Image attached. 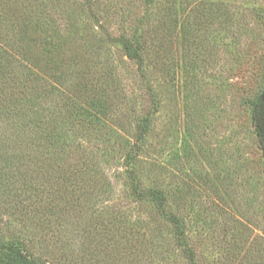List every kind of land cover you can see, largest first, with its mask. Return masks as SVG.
I'll return each instance as SVG.
<instances>
[{"label":"rangeland","instance_id":"obj_1","mask_svg":"<svg viewBox=\"0 0 264 264\" xmlns=\"http://www.w3.org/2000/svg\"><path fill=\"white\" fill-rule=\"evenodd\" d=\"M0 74L2 240L37 264H189L136 182L197 264H264V0H0Z\"/></svg>","mask_w":264,"mask_h":264},{"label":"trees","instance_id":"obj_2","mask_svg":"<svg viewBox=\"0 0 264 264\" xmlns=\"http://www.w3.org/2000/svg\"><path fill=\"white\" fill-rule=\"evenodd\" d=\"M120 42L122 43L123 49L127 57L134 60L143 77H146L147 68L145 63V49L142 45L140 37L136 36L134 38L130 37H120ZM14 86V81L12 78L6 77L4 74H0V91L11 90ZM254 121L256 126V132L258 139L262 145L264 154V87L260 95L256 98L254 104ZM146 127L144 125L140 126V132L138 134L139 142L135 145L136 148H141L142 140L146 138ZM134 190L138 197L150 199L154 202L158 210L163 213L168 221L176 228L177 231V243L183 250L189 264H197L194 251L186 244L185 241V228L180 220V218L174 214L169 213L166 210V196L158 189H139L138 184L134 183ZM84 193L80 191L76 197L81 201V197ZM0 264H37L36 260L30 255L25 245L20 241L14 240H2L0 237Z\"/></svg>","mask_w":264,"mask_h":264}]
</instances>
